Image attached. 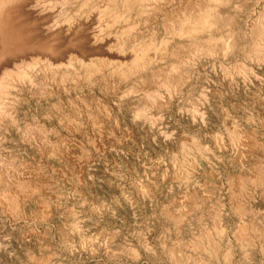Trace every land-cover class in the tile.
<instances>
[{
	"label": "rangeland",
	"instance_id": "rangeland-1",
	"mask_svg": "<svg viewBox=\"0 0 264 264\" xmlns=\"http://www.w3.org/2000/svg\"><path fill=\"white\" fill-rule=\"evenodd\" d=\"M35 1L2 13L0 197L16 182L30 189L20 207L0 199V264H264L261 243L243 251L234 237L244 224L264 229L262 189L241 195L235 186L241 175L264 177V42L253 45L264 0L218 9L207 34L234 43L224 56L202 46L187 54L186 42L167 34L197 0H154L114 25L108 11L78 40L62 22L85 0H37L57 7L63 29L55 38L31 10ZM106 4L89 0L91 9ZM105 24L129 35L93 46L89 35ZM117 39L168 45L162 59L151 52L150 65L123 78L131 59L115 53ZM90 60L106 70L85 80L80 61ZM17 70L29 78L5 86L4 73ZM232 132L244 144L231 142ZM234 203L245 215L234 214ZM206 230L218 245L211 257L189 247ZM185 254L190 261H179Z\"/></svg>",
	"mask_w": 264,
	"mask_h": 264
},
{
	"label": "bare ground",
	"instance_id": "bare-ground-1",
	"mask_svg": "<svg viewBox=\"0 0 264 264\" xmlns=\"http://www.w3.org/2000/svg\"><path fill=\"white\" fill-rule=\"evenodd\" d=\"M15 1H21V0H0V67L2 65L4 55L6 53L5 51L6 47L4 45L5 43L3 42V39H5L6 34L2 35L1 29L5 28L7 23L5 20L2 19V13L7 8V6L11 5L12 3L14 4ZM23 1L24 3L27 2V0H23ZM106 1H107V4L103 8L104 10H102V8L99 10L100 7L98 9H91L92 6L91 8L89 7L90 6L89 0H85L82 3H80V5L78 6L79 9L77 8L78 9L77 13L72 18H69L66 21L65 19L63 20L62 23L66 24V27H67L66 30L68 32H72L73 35L78 40L79 35L81 31L83 30V28L87 27V25L90 26L91 23L94 22V19L100 22L101 20H103L102 17H105L108 14H110L109 15L110 21L112 22V25H114L123 20H126L127 18H129V16L132 13L143 14V12L145 11V8L147 7L146 6L147 3L152 2L154 0H106ZM227 2L229 1L228 0H197V2L193 5L195 9L194 11H192L193 9L192 8L190 11L185 12L179 16L176 15L177 17L175 21L168 25L167 34H169L170 37L173 39L174 44L178 45L182 41L186 42L184 43V46L185 48L186 46H188L189 48V50H187V54L188 53L192 54L195 47L202 46L208 52H210L211 50L213 51L215 50V48L217 49L219 47L218 50L224 56L225 53H228L229 50L235 46L234 43L232 42L230 43L231 40L228 42V39L223 38L224 39L223 40L221 37L219 38L218 36L207 34V33L211 31L218 24V21L220 19L219 17L220 13L218 9L226 5ZM42 3L40 4V2L36 0L34 5L30 8L39 17V20L44 22L45 34H47L49 38H55L59 35L61 30L63 29V24H61V20H59L60 16H57V12H58V10H56L57 7L51 3L49 4V6H46L44 5V3L43 4ZM97 10L99 11L100 14L102 13L100 17H98L99 15L95 17L97 14L95 11ZM108 11L109 13L106 15ZM94 12L96 13L95 16H94ZM98 22H96V24ZM104 26L105 27L103 29L102 27L101 28L98 27L99 29H97L96 31H93L89 35L90 43L93 46L97 44H102V43L106 45V40H108L112 36L111 34H114V36L116 37H117V34L119 35V37L129 35L130 30H127V29L125 31L120 30V31H116L115 33H113L111 29L110 30L106 29L108 26H109L108 28H110L111 27L110 25L106 26L105 24ZM205 35L207 37H203ZM122 40L121 39L116 40L117 41V44H116L117 51L115 53H117V55L119 56H123V55L125 56L126 51H127L128 53H130L129 55L131 59V62L129 63V65H126L123 68V70L120 71V76H122L123 78L124 77L126 78L127 76L133 73H136L140 70H143L146 66L150 65V63L154 59V58H151L149 55V53L151 52L155 53V55L157 54L158 58L162 59V56L160 57V54L162 55L163 53L166 52V47L168 45V41H161L157 43L154 40L152 41L150 40V42L143 43V44L142 43L135 44V42H133L128 45L125 42L126 40L125 41H122ZM263 42H264V28H260V30L256 32L255 35L253 36V43H254L253 45L257 46L258 44H261ZM184 46H181V47L183 48ZM106 65L107 64L105 62H101V61L99 62V61L90 60L88 64H84L83 61H80V67H79L78 74L82 72V75L81 74L80 75L85 80H89L91 79L92 76H94L97 73H100L103 69H105ZM33 66L32 64L31 66L27 65L29 69L32 68ZM178 67L179 66L176 65V67H174L172 70L176 73H179L180 70ZM80 75H77V76H80ZM3 78L5 81L4 85L8 86V85H11V83L15 80L21 82V81L26 80L29 77L24 71L17 70V72L12 73V74L9 72L8 73L5 72ZM167 79L169 80V78H166L165 81ZM231 138H232L231 142L236 143L237 145L241 144L242 142L240 136L237 135L236 133L232 132ZM242 143L244 144V142ZM235 181H236L235 186L237 187L235 188L238 189L237 191L238 194L246 195L247 194L246 189L248 187L260 188L262 189V193L264 194V177L257 171L250 173V174L241 175V177L239 176ZM22 183H24V181ZM22 183L20 184L16 182L14 187L12 184L11 185L12 188H10L9 190L5 189L6 192H3L1 194L0 199L3 201H6L7 204H12V205L14 204L15 207H20V204L22 203V201L20 203L19 197L22 198L24 194H28L29 192L28 190L30 189L28 184H22ZM233 212L239 217L245 215L246 213V211L238 203L237 204L234 203ZM173 218L177 221L181 220V216L175 215V217ZM224 230H225L224 227L218 224V226L216 227L215 235L217 237H222ZM234 237L238 245L240 246V249L243 251H245L246 247L254 246L255 242H259L262 244V246H264V229L259 224L241 225L238 231H236V233L234 234ZM217 246L218 245L216 241L213 239V237L207 230L204 233H202L200 236H198L196 239H193L192 242L189 244V247L191 250L204 252L205 254L210 255V257L216 255V252L218 249ZM226 250L227 251L224 257L225 259H229L233 255V248L229 245L228 247H226ZM190 259H191L190 255L185 254L181 259L179 258V261H187V260L190 261ZM192 264H205V263L202 259L196 258V259H192Z\"/></svg>",
	"mask_w": 264,
	"mask_h": 264
}]
</instances>
